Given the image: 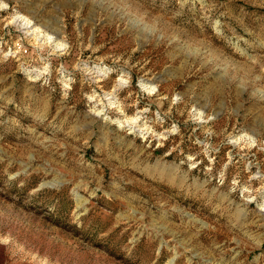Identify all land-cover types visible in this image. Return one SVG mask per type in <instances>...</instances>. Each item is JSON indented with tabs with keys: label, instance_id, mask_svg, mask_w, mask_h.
Wrapping results in <instances>:
<instances>
[{
	"label": "rangeland",
	"instance_id": "1",
	"mask_svg": "<svg viewBox=\"0 0 264 264\" xmlns=\"http://www.w3.org/2000/svg\"><path fill=\"white\" fill-rule=\"evenodd\" d=\"M0 264H264V0H0Z\"/></svg>",
	"mask_w": 264,
	"mask_h": 264
}]
</instances>
